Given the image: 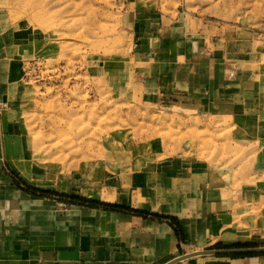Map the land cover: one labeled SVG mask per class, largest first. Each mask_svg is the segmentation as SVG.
I'll use <instances>...</instances> for the list:
<instances>
[{"label": "rangeland", "instance_id": "1", "mask_svg": "<svg viewBox=\"0 0 264 264\" xmlns=\"http://www.w3.org/2000/svg\"><path fill=\"white\" fill-rule=\"evenodd\" d=\"M140 9L145 24L135 18ZM176 51L217 61L231 77L227 89L241 96L219 108L185 99L167 85L183 65L169 62ZM185 70L176 71L181 80ZM0 94L7 171L65 207L142 202L158 168L170 176L199 168L204 183L233 194L264 191V0H0ZM244 212L240 227L251 237L222 249H264V217Z\"/></svg>", "mask_w": 264, "mask_h": 264}, {"label": "crops", "instance_id": "2", "mask_svg": "<svg viewBox=\"0 0 264 264\" xmlns=\"http://www.w3.org/2000/svg\"><path fill=\"white\" fill-rule=\"evenodd\" d=\"M136 17L143 24L149 18L144 9L136 10ZM144 26V41L151 43L147 38L156 34L152 32L154 28L152 24ZM158 36L160 40L168 39ZM170 58L173 64H183L176 66V71L186 70L181 80L173 68L172 76L167 74V85L173 83L185 99L219 108L241 96L235 89H227L231 77L217 71L214 59L192 58L178 51ZM2 96L0 102L5 105L7 96ZM236 108L250 111L244 106ZM157 171L161 173L146 180L142 202L131 199L126 204H116L100 197L120 208L77 204L65 207L18 185L7 171L0 150V264H178L207 257L205 252L225 251L222 248L250 238L251 231L241 230L239 219L247 208L259 210L258 217H264L262 190L245 188L233 194L230 189L217 187V191L204 183L206 178L203 180L199 168H181L171 176L170 168ZM25 176L30 183L29 175ZM85 195L95 197V189H85ZM154 215L167 216L174 224L160 222ZM191 254L195 256L188 257ZM204 261L201 264H264V257L231 259L209 254Z\"/></svg>", "mask_w": 264, "mask_h": 264}, {"label": "water", "instance_id": "3", "mask_svg": "<svg viewBox=\"0 0 264 264\" xmlns=\"http://www.w3.org/2000/svg\"><path fill=\"white\" fill-rule=\"evenodd\" d=\"M264 252V249H248V250H225V251H210V252H205V253H217V254H230V253H239V252ZM195 255V254H194ZM172 264V263H170Z\"/></svg>", "mask_w": 264, "mask_h": 264}, {"label": "bare ground", "instance_id": "4", "mask_svg": "<svg viewBox=\"0 0 264 264\" xmlns=\"http://www.w3.org/2000/svg\"><path fill=\"white\" fill-rule=\"evenodd\" d=\"M3 103L5 104V98H3Z\"/></svg>", "mask_w": 264, "mask_h": 264}]
</instances>
